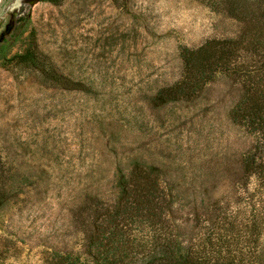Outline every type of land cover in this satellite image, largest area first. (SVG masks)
I'll use <instances>...</instances> for the list:
<instances>
[{"label":"rangeland","instance_id":"374dc122","mask_svg":"<svg viewBox=\"0 0 264 264\" xmlns=\"http://www.w3.org/2000/svg\"><path fill=\"white\" fill-rule=\"evenodd\" d=\"M228 1L0 0V264H87L86 236L137 166L168 209L161 231L126 226L134 243L264 264V138L231 119L239 86L156 95L181 80V47L243 32Z\"/></svg>","mask_w":264,"mask_h":264},{"label":"trees","instance_id":"16d2710c","mask_svg":"<svg viewBox=\"0 0 264 264\" xmlns=\"http://www.w3.org/2000/svg\"><path fill=\"white\" fill-rule=\"evenodd\" d=\"M225 5L228 14L243 23V32L235 39H211L197 48L181 47V80L161 88L156 95L162 102L192 99L216 75H223L240 89V96L231 109V119L262 141L264 0H229ZM16 36L14 33L12 39ZM8 46L0 43V52L4 50L0 58ZM33 55L25 51L19 58L26 62ZM253 164L254 160L249 157L247 168ZM119 188L115 207L101 209L98 232L95 236H86L87 264H210L205 248L198 254L188 248L182 250L172 236L157 235L150 247L134 243L124 231L126 226L144 224L159 231L166 227V196L158 180L141 166L132 168L119 182Z\"/></svg>","mask_w":264,"mask_h":264}]
</instances>
